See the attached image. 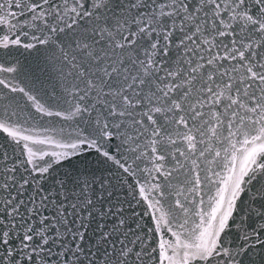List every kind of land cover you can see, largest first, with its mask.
I'll return each mask as SVG.
<instances>
[{
  "label": "snow or ice",
  "instance_id": "6c2138e0",
  "mask_svg": "<svg viewBox=\"0 0 264 264\" xmlns=\"http://www.w3.org/2000/svg\"><path fill=\"white\" fill-rule=\"evenodd\" d=\"M0 264H264V0H0Z\"/></svg>",
  "mask_w": 264,
  "mask_h": 264
}]
</instances>
